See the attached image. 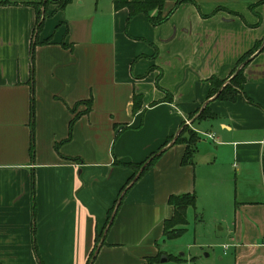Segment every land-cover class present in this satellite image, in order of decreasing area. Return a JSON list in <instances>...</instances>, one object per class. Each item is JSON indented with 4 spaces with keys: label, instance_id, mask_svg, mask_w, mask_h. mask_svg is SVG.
I'll return each mask as SVG.
<instances>
[{
    "label": "crops",
    "instance_id": "1",
    "mask_svg": "<svg viewBox=\"0 0 264 264\" xmlns=\"http://www.w3.org/2000/svg\"><path fill=\"white\" fill-rule=\"evenodd\" d=\"M192 1L156 26L111 0L92 14L49 4L36 32L40 0H0V264H85L112 207L90 264H143L182 194L194 197L185 218L237 222L228 264H264V48L234 100L208 97L210 78L264 45V2ZM182 125L195 144L163 147ZM161 149L115 208L133 174L122 165Z\"/></svg>",
    "mask_w": 264,
    "mask_h": 264
},
{
    "label": "trees",
    "instance_id": "2",
    "mask_svg": "<svg viewBox=\"0 0 264 264\" xmlns=\"http://www.w3.org/2000/svg\"><path fill=\"white\" fill-rule=\"evenodd\" d=\"M49 0H40L39 3L36 4H30L35 8V30L36 32L40 29L41 27V22H42V16L44 14V7L45 4ZM71 0H57L55 2H51L52 4H56L59 9H62L65 7L68 3H70ZM171 1L173 2L172 8L167 11L165 14H162V8L165 2ZM50 2V1H49ZM193 3L192 0H111L112 4V9L114 11H118L121 9H125L127 11V20L130 18L136 16V15H143L147 22L151 26H156L164 22L168 16L173 12V10L182 3ZM261 2H264L262 0ZM7 2H0V5H5ZM39 8H41V11H39ZM154 14H151V13ZM259 47V43L254 46L252 50L244 54L240 59L237 61L234 69L230 73V75L224 79V80H216L214 78H210L208 80L209 85H210V91H209V96L212 97L214 96L218 90L221 88L223 83L228 80V83L225 84L220 91L218 92L217 96L214 97L216 100H225V101H232L235 99L237 92L241 90V85L243 83V76H242V68L243 66L240 67V65L246 61ZM264 48V45L262 46V49ZM245 65V64H244ZM239 67V69L236 71V69ZM236 71V73H235ZM235 73V74H234ZM135 100V98L133 97ZM89 104H87L88 109ZM135 110V108H132ZM205 107L203 110L199 113V115L196 117V120L199 119L202 114L205 112ZM77 117V114L69 121V127L73 124L75 118ZM171 139V138H170ZM170 139L168 138L163 145V147L169 143ZM197 140V136L192 133L189 129H187L186 126L182 125L180 127V132L175 138L173 143H179L182 142L186 144L188 150L191 146L195 144ZM152 154L150 157H148L144 162L140 164H124L122 166H126L132 169L133 174L130 177V179L123 185V187L120 189L117 199L121 196L122 194L127 190L126 187L129 185V183L132 181L134 175L137 173L139 168L146 163L144 166L142 172L140 175L152 164V162L157 158V156H153ZM186 159H182V163H186ZM167 204L168 206L171 207L172 209V214L170 218L165 219L162 223V237L163 239H173L179 236L183 232V228L186 225V219H185V212L187 208H193L194 206V197L192 194H182V195H171L167 199ZM112 209H110L107 212V218H106V223L107 224L109 217L112 213ZM102 232L98 235H96L94 239V246L93 250L89 253L88 258L86 260L85 264H89L91 261V257L93 255V251L96 248V245L100 239ZM162 254L158 251L154 257L147 258L143 264H154L156 261L159 260L160 256ZM36 259L38 264H42L39 260V258L36 255ZM167 259L169 260H174L178 261L180 258L179 257H169L167 256Z\"/></svg>",
    "mask_w": 264,
    "mask_h": 264
},
{
    "label": "rangeland",
    "instance_id": "3",
    "mask_svg": "<svg viewBox=\"0 0 264 264\" xmlns=\"http://www.w3.org/2000/svg\"><path fill=\"white\" fill-rule=\"evenodd\" d=\"M76 0H73L75 2ZM83 2L82 5L76 7L82 13L92 14L94 8H102L109 6L110 0H77ZM52 4L47 2V5ZM232 193H233V187ZM235 192V191H234ZM235 194V193H234ZM261 191L252 190L249 198L257 200L260 198ZM236 193V199H238ZM186 225L182 227L183 232L173 239H162L158 242L160 253L169 257H179L178 261L185 260L183 263H175L169 260L163 264H228V256L222 255V244L228 241V233L233 230V223L231 219H222L221 221H214L211 217H204L197 215L193 216L192 212L186 213ZM261 240V239H259ZM264 240V239H263ZM192 260L191 262H189Z\"/></svg>",
    "mask_w": 264,
    "mask_h": 264
},
{
    "label": "water",
    "instance_id": "4",
    "mask_svg": "<svg viewBox=\"0 0 264 264\" xmlns=\"http://www.w3.org/2000/svg\"><path fill=\"white\" fill-rule=\"evenodd\" d=\"M49 1H50V2H55V1H57V0H49ZM261 48H262V46H260V47L258 48V50L256 51V53L259 52V51L261 50ZM251 56H252V55H251ZM249 59H250V57H249L246 61H244V62L240 65V67H241V66H244V64L247 63V62L249 61ZM238 69H239V67L236 69V71H237ZM236 71H235V73H236ZM235 73H234V74H235ZM227 83H228V80H226V81L223 83V85L221 86V88H222L225 84H227ZM221 88H220V89H221ZM220 89L218 90V92L220 91ZM218 92L213 96V98H214L215 96H217ZM201 111H202V108L199 110V112H201ZM176 137H177V135H174L172 141H170V143H168L167 146H169L170 144H172V142H174V140H175ZM165 148H166V147H165ZM162 150H163V149L157 151L156 153H154L153 156H158V155L162 152ZM145 165H146V163H144V164L139 168V170H138L137 173L134 175L132 181L129 183V185L126 187V189L129 188V186H131V185L137 180V178L139 177V175H140V173L142 172V170H143V168H144ZM119 202H120V197H119V198L117 199V201H116L115 208H116V206H117V204H118ZM113 215H114V211L111 213V215H110V217H109V220H108V222H107V224H106V226H105V229H104L103 232H102L101 238H100V240H99V242H98V244H97V246H96V248H95V250H94V252H93V255H92V257H91V260L93 259L94 255L96 254V251H97L98 247L100 246V244H101V242H102L103 234H104V232L106 231V229L108 228V226L110 225V223H111V221H112V218H113ZM165 260H166V257H164V256H160V258H159V261H160V262H164ZM90 262H91V261H90ZM89 264H90V263H89Z\"/></svg>",
    "mask_w": 264,
    "mask_h": 264
},
{
    "label": "built area",
    "instance_id": "5",
    "mask_svg": "<svg viewBox=\"0 0 264 264\" xmlns=\"http://www.w3.org/2000/svg\"><path fill=\"white\" fill-rule=\"evenodd\" d=\"M209 139H213V136L212 135H210V134H208V135H206Z\"/></svg>",
    "mask_w": 264,
    "mask_h": 264
}]
</instances>
